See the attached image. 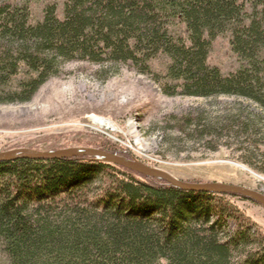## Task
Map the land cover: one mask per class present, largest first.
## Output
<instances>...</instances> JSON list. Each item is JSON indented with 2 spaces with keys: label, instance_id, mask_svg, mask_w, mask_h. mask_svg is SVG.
Returning <instances> with one entry per match:
<instances>
[{
  "label": "trees",
  "instance_id": "1",
  "mask_svg": "<svg viewBox=\"0 0 264 264\" xmlns=\"http://www.w3.org/2000/svg\"><path fill=\"white\" fill-rule=\"evenodd\" d=\"M33 1L0 0V105L31 102L62 63L80 61L135 68L169 97L264 110V0H65L38 15ZM224 37L241 61L229 73L209 63ZM199 125L201 137L253 129ZM236 199L93 158L3 162L0 264H264V232Z\"/></svg>",
  "mask_w": 264,
  "mask_h": 264
},
{
  "label": "rangeland",
  "instance_id": "2",
  "mask_svg": "<svg viewBox=\"0 0 264 264\" xmlns=\"http://www.w3.org/2000/svg\"><path fill=\"white\" fill-rule=\"evenodd\" d=\"M64 1L34 0V12L38 15L51 2L61 7ZM209 63L226 73L241 66L226 37L216 42ZM96 118L112 130L95 123ZM234 120L250 125L251 133L236 129L201 137L195 131L197 123L198 130H219ZM103 141L185 182L225 183L264 194V110L253 101L169 97L151 75L135 68L71 61L60 65L59 74L31 102L0 105V152L98 148ZM236 201L264 232V208L247 199Z\"/></svg>",
  "mask_w": 264,
  "mask_h": 264
},
{
  "label": "water",
  "instance_id": "3",
  "mask_svg": "<svg viewBox=\"0 0 264 264\" xmlns=\"http://www.w3.org/2000/svg\"><path fill=\"white\" fill-rule=\"evenodd\" d=\"M68 158H93L102 163L120 166L124 169L141 174L147 178L158 179L166 182L172 187L183 191L201 192L217 195H237L253 201L264 208V194L231 184L211 182L192 183L179 180L170 173L151 167L144 162L132 158L128 159L118 154H113L99 148L72 147L54 151H40L31 148L12 149L0 152V163L13 162L17 160H62Z\"/></svg>",
  "mask_w": 264,
  "mask_h": 264
},
{
  "label": "bare ground",
  "instance_id": "4",
  "mask_svg": "<svg viewBox=\"0 0 264 264\" xmlns=\"http://www.w3.org/2000/svg\"><path fill=\"white\" fill-rule=\"evenodd\" d=\"M95 123H97L98 125H100L101 127L103 128H106L108 130H112V127L109 126V124L107 122H103L102 120L100 119H93Z\"/></svg>",
  "mask_w": 264,
  "mask_h": 264
},
{
  "label": "built area",
  "instance_id": "5",
  "mask_svg": "<svg viewBox=\"0 0 264 264\" xmlns=\"http://www.w3.org/2000/svg\"><path fill=\"white\" fill-rule=\"evenodd\" d=\"M128 148H131V147H128ZM127 152H129V151H127Z\"/></svg>",
  "mask_w": 264,
  "mask_h": 264
}]
</instances>
